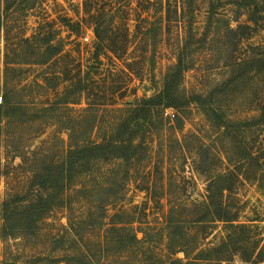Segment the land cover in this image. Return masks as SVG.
<instances>
[{
    "label": "rangeland",
    "instance_id": "rangeland-1",
    "mask_svg": "<svg viewBox=\"0 0 264 264\" xmlns=\"http://www.w3.org/2000/svg\"><path fill=\"white\" fill-rule=\"evenodd\" d=\"M179 56L205 110L157 108L126 156L59 174L67 146L129 133ZM0 94V264H249L264 243V0H0ZM220 193L250 231L208 216Z\"/></svg>",
    "mask_w": 264,
    "mask_h": 264
},
{
    "label": "trees",
    "instance_id": "trees-1",
    "mask_svg": "<svg viewBox=\"0 0 264 264\" xmlns=\"http://www.w3.org/2000/svg\"><path fill=\"white\" fill-rule=\"evenodd\" d=\"M96 32L97 31L94 30L95 36H97ZM184 67L185 65L183 64L182 57L179 56L177 64L165 74L162 90L155 93L150 98L140 100L139 104H136L127 111L128 114L125 115L121 123H125L126 128L129 126L132 128L130 129L131 131H129L131 136H129V133L126 131H120L118 129L108 137L102 138L100 142L89 140L85 144L67 146L68 148L64 149L63 154L59 157V168L61 167L59 174L73 173L74 170L80 168L82 165L94 163L98 160L108 161L111 158L126 156L127 147L136 146L138 142L135 141L137 134L147 126L153 110L157 108L160 111L166 109L174 110V116L180 120L183 118L185 111H188L192 106L205 110V107L210 105L211 98L196 94L187 95L180 84ZM90 69H93V67L90 66ZM77 84L78 88L80 87V93H83L86 90L84 85L80 82ZM9 105L10 102L7 96L0 94V120L3 117L2 115L4 114L5 107ZM211 113L215 114L220 121L222 120L215 111ZM0 130H2L1 126ZM249 158L256 162L258 168L261 167L257 158L251 156H249ZM222 197L221 194L218 199H213L212 197L207 198V203L209 205L207 214L213 219L212 221L229 223L233 231L239 229L250 231L252 227H247L244 224H233L237 223V213L229 211L226 208L222 202ZM114 230H125V228L119 227V229ZM132 239L135 244L139 242L136 235H132ZM252 240H254V238L249 235L243 234L242 237L235 236L236 244H240L244 241L250 242ZM252 244H254V251L252 254L249 253L250 255L245 259V262L249 264H262L264 262V243L260 240L253 241ZM157 261L161 262V260ZM176 262H179V260H171L169 264H175Z\"/></svg>",
    "mask_w": 264,
    "mask_h": 264
},
{
    "label": "built area",
    "instance_id": "built-area-1",
    "mask_svg": "<svg viewBox=\"0 0 264 264\" xmlns=\"http://www.w3.org/2000/svg\"><path fill=\"white\" fill-rule=\"evenodd\" d=\"M85 40H87V38H85Z\"/></svg>",
    "mask_w": 264,
    "mask_h": 264
}]
</instances>
